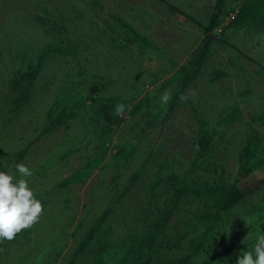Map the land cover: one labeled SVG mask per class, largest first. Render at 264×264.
Listing matches in <instances>:
<instances>
[{"label":"rangeland","instance_id":"rangeland-1","mask_svg":"<svg viewBox=\"0 0 264 264\" xmlns=\"http://www.w3.org/2000/svg\"><path fill=\"white\" fill-rule=\"evenodd\" d=\"M243 1L225 0L218 31ZM215 4L0 1V170L15 172L18 163L32 169L26 179L43 205L30 227L11 240L0 239V264H65L109 207L110 216L76 264H114L129 250L125 264H236L242 251H253L264 231V155L251 163L253 173L242 182L241 194L208 236L202 217L208 205L186 188L230 186L246 143L264 139V120L257 119L264 114V37L227 28V44L212 45L201 73L161 124L160 112L178 93L175 85L161 86L191 58L202 37L188 17L204 25ZM116 19L151 47L126 43ZM111 97L124 101L126 109L101 141L92 122L99 103ZM60 103L67 115L48 127L47 113ZM230 108L242 120L215 127L208 171L198 168L194 117L214 119ZM127 144L135 153L124 166L86 169L103 149L113 153ZM136 172L130 190L113 205ZM72 177L77 180L68 183ZM228 249L229 258L218 256Z\"/></svg>","mask_w":264,"mask_h":264},{"label":"trees","instance_id":"trees-1","mask_svg":"<svg viewBox=\"0 0 264 264\" xmlns=\"http://www.w3.org/2000/svg\"><path fill=\"white\" fill-rule=\"evenodd\" d=\"M224 2L225 0H216L214 12L210 16L208 22L204 25L195 19L188 17L189 21L200 27L202 37L191 58L161 86V88L164 89L168 86L175 85L178 91L173 101L168 103L166 108L160 112V116L162 117V126L167 124L170 114L176 107L179 96L186 92L208 62L212 45L215 43L227 44L225 39V30L227 28H244L249 30L254 35L264 37V0H244L233 20L226 27L218 31L220 11ZM169 8L173 13L182 14L181 11L175 7L169 6ZM116 21L123 28L125 37L124 40L126 43H136L143 50L151 47L150 43L134 29L130 28L120 19H116ZM260 68L264 71V65H261ZM118 103H124L126 105L124 101L111 97L102 100L95 110L96 115L92 122V127L97 132V137L101 141L107 140L112 130L121 122L122 115H116L115 112V108ZM66 115L67 111L62 103L52 106L47 113L48 127L62 122ZM257 119L264 120V114L260 115ZM241 120L242 118L240 112L236 108H230L222 112L214 119H208L200 115H196L194 117V122L197 127V159L195 161V166L208 171L206 157H208L210 153V145L215 134V127L233 124ZM25 152L26 150L15 153L12 160L15 162L19 161L24 156ZM134 153L135 147L130 144L117 148L113 153H109V151L105 148L101 151L98 159L93 160L91 163L86 165V169L90 171L95 168H119L124 166L132 158ZM261 155H264V139H250L242 151L237 177L230 186H226L224 183H217L209 189H207L206 186L186 188V192L201 198L208 205V209L202 213V217L206 221L204 237L216 231L218 223L221 220L220 213L226 211L228 205L241 194L242 182L249 178L253 173L251 163ZM137 174L138 172H136L129 179V182L124 187L123 191L116 194L113 200V205L119 203L125 194L130 190L133 183L136 181ZM76 180V177H72L69 179L68 183H73ZM111 211L112 207H109L97 217L65 264L77 263L78 259L85 252L88 245L97 236L102 225L110 216ZM203 241L204 238L201 241V244ZM199 248L200 245L198 246L197 251ZM129 255L130 250L127 255L117 257L114 264H125ZM218 256L229 258V249L220 251ZM189 257H186V260H188Z\"/></svg>","mask_w":264,"mask_h":264},{"label":"clouds","instance_id":"clouds-1","mask_svg":"<svg viewBox=\"0 0 264 264\" xmlns=\"http://www.w3.org/2000/svg\"><path fill=\"white\" fill-rule=\"evenodd\" d=\"M162 99L166 101L167 95ZM125 109L124 103H118L116 115L124 114ZM15 169V172L0 170V239H13L18 232L36 222L43 210L42 202L26 179L33 175L32 169L23 163L16 164ZM241 253L236 264H264V231L260 230L256 236L253 251Z\"/></svg>","mask_w":264,"mask_h":264}]
</instances>
